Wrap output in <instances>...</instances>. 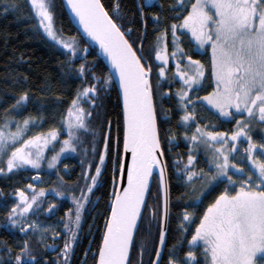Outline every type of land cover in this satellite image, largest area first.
Returning a JSON list of instances; mask_svg holds the SVG:
<instances>
[{
	"label": "snow or ice",
	"instance_id": "1",
	"mask_svg": "<svg viewBox=\"0 0 264 264\" xmlns=\"http://www.w3.org/2000/svg\"><path fill=\"white\" fill-rule=\"evenodd\" d=\"M29 3L38 20L39 28L49 39L74 54V41L62 39L54 29L52 0H29ZM177 3L183 5V0H177ZM67 5L78 18L84 32L99 43L119 75L123 92L124 149L131 154V163L120 164L122 172L126 169L127 186L114 192L111 215L106 221L103 242L99 248L98 264H127L129 247L133 241L138 219L141 217V208L145 206V193L154 168H160V181L163 187L164 168L161 165V158L164 154L161 151L156 125L157 116L153 107V91L149 81L152 67L142 63L143 57L137 56L132 44L125 39L126 34L113 22L100 0H67ZM115 11H119L118 3ZM178 29L190 33L201 48L210 45L212 49L215 90L201 99L221 117H232L233 113L230 109H234L236 113L246 112L252 120L258 119L264 122V0H195L191 4V10L183 17V21L171 26L173 44L182 52L178 44ZM128 32H131V29ZM162 39L163 36L157 37L155 55L157 61H162V66L159 68L160 77L165 76V67L169 60L167 54L161 55L159 41ZM171 55L174 59L177 53L173 52ZM179 67L178 64L177 68ZM189 67L192 74H189V71H177L176 75L188 89H192L194 85H200L204 76V66L199 61L189 58ZM80 71L83 74V66ZM96 91L95 85L84 88L83 92L78 94V98L73 100L72 107L68 110V117L72 118L69 128L87 130L85 118L91 113H86L85 109L79 107V99L89 97L90 94L95 96ZM177 95L183 106V102L188 98V91L181 89ZM27 99V95H22L13 108H17ZM187 103H192L191 99H187ZM184 111L185 115L181 120L187 124L194 119V116L186 107ZM30 123L34 121L24 120L23 126H18L16 132L9 134L10 137L13 140L19 139ZM250 123L238 119L237 130L231 136L222 132H206L197 127L196 132L199 136L193 134L190 138L193 142L199 141L207 148L213 149L212 163L216 171L211 173V181L224 178L233 189L229 191L226 187L224 192L207 207L188 242L193 246L185 257L188 264L192 262L198 264L197 257L193 254V250L198 246H202L206 264H257L258 257L259 264H264V143L253 142L249 134ZM56 138V130H51L47 134L24 140L20 147H16L11 152L7 160V172L0 168V175H6L24 166L39 168V161L43 159V147ZM241 138L247 141L248 147L245 152L255 174L244 168H238L230 161L231 153L237 149L236 142ZM6 139L5 133L0 130V151L4 150ZM229 140L232 141L231 145ZM214 144L219 146L216 147ZM30 149H36L35 153ZM68 150L75 151V148L71 147L70 141L65 140L61 152ZM256 151L258 155H254ZM57 158L58 155L52 158V162L48 164L49 168L55 166L54 162ZM104 159V155H101V165ZM194 159L195 157L190 154L185 165V168L189 169L185 173L188 181H193L198 175L204 178L209 175L203 170L199 173L191 170ZM230 169L244 175L234 179ZM100 174L101 168L97 166L95 175L85 176V179L90 178L91 184L86 185L87 190L82 191L80 197L73 198L74 219L71 218V209L66 213L69 219L64 227L69 235L62 250L65 264L69 259L73 241L76 239V229L80 225L82 209ZM38 178L33 177V179ZM237 184H239L238 188ZM28 187L32 188V185ZM44 194L41 190L29 199L23 191L18 192L20 201L9 214L12 225L17 224L13 219L15 215H26L34 205H37L38 198ZM57 195L63 193L57 192ZM52 208H55V205H52L49 211ZM191 218V214L185 212L183 220L190 221ZM29 227L37 229L38 226L31 224ZM21 231L26 230L21 228ZM164 242L165 230L161 228L160 245ZM23 254V257L21 255L15 257V264H22L23 258L35 260V257L28 255L27 243ZM160 255V248H157L156 260L152 264H158ZM169 264H184V261L169 260Z\"/></svg>",
	"mask_w": 264,
	"mask_h": 264
},
{
	"label": "trees",
	"instance_id": "2",
	"mask_svg": "<svg viewBox=\"0 0 264 264\" xmlns=\"http://www.w3.org/2000/svg\"><path fill=\"white\" fill-rule=\"evenodd\" d=\"M139 1L141 5L142 0ZM101 2L112 20L126 34L130 44H132L131 40L142 37L143 54L153 44L157 48V37L163 36V39L159 41V48L168 55L169 60L165 67V76L158 75V80L162 84L160 87L161 96L158 93L155 94L154 91L153 99L161 149L167 167L170 213L166 248L160 264H169V260L184 261V264H188L185 257L193 247L188 242L204 212L216 197L224 192L226 187L229 191L233 189V186L228 185L224 178L211 181L213 169L206 160L205 150L199 141L193 142L190 139L191 136L198 134L197 127L206 132H222L231 136L238 127L236 121L240 119L251 122L249 134L254 143L260 144L264 143V122L258 119L252 120L247 113H236L235 111L230 119L222 118L201 99L212 90L210 51L201 52L197 49L191 35L182 29L177 30V36L179 37V48L183 51H178L173 44L174 37L171 31V26L181 23L183 17L188 14L191 4L194 3L193 0H183V5L178 4L177 0H161L160 7H152L143 11V18H141L136 0H101ZM117 3L119 4L118 12L115 11ZM52 4L54 29L58 36L79 38L83 44L84 39L70 21L61 0H52ZM129 29H131V37L127 32ZM173 52L177 53L174 59L171 55ZM189 58L199 61L204 66L205 78L199 85V89L189 90L192 92L188 99H191L192 103L183 102V106L194 116V119L185 124L181 120L185 111L177 95L180 84L174 75V69L178 64L180 67H184L186 62H189ZM82 65H84L85 71L87 70V74L83 73L85 75L80 71ZM89 73L92 75L95 73L101 77L109 76L108 69L95 48H90L84 61L74 60L67 50L49 39L39 28L38 20L35 18L29 0H0V125L7 120H13L15 123L23 122L26 119L34 121L27 126L28 131L23 138L48 133L51 130H56L58 134L64 133L68 110L72 107L73 100H76L78 94L88 86L91 75ZM154 78L155 74L151 79L153 88ZM95 86L100 99L97 102L98 105L93 107L95 118L91 117V123L103 125L104 128L109 125L110 137L107 142V163L102 174L104 194L99 203L89 212L82 227V234L86 241L94 232L96 235L94 243L100 238L98 236L100 226H103L108 216L109 201L107 196L113 178L117 177L123 145V116L115 85L111 80L110 88L106 91L100 85L99 87ZM22 95H27L28 99L17 108H13ZM155 97L160 100V110ZM79 102H81L80 99ZM79 107H81L80 104ZM81 108L88 113V106ZM236 143L237 149L230 156L231 163L255 174L245 152L248 147L247 141L241 138ZM190 154L195 157L191 170L197 173L201 170L204 173H209L206 178L198 175L193 178V181L187 182L185 173L189 169L185 168V165H187ZM254 155H258V151L254 152ZM64 165L69 169H75L73 178L76 177L77 165L75 162L64 159L61 163L62 168ZM114 166L116 167L115 172ZM0 168L7 172V166L0 165ZM62 168L60 173L64 180H67ZM230 174L234 179L244 175L235 173L231 169ZM43 178L46 180V184L42 187L49 188L52 184L51 176L45 173ZM28 180L26 173L20 169L0 175L1 264H6L3 261H9L12 254H15V257L21 255L25 243H27L28 255H35V260L22 262L54 264L52 260L54 252L40 253L34 247L44 245V242L47 245L50 239L58 236L56 233L61 232L59 230L60 221H63L67 205L52 217H48L45 213L42 218H31L32 224H37V229L30 227L29 231H12L3 224L5 217L13 209V204L7 205L6 203L12 199L14 203L18 192L26 189ZM236 187L238 188L239 184ZM152 188V192L157 193L159 190L155 181H153ZM154 202L156 203V201ZM185 212L191 214L190 221L183 220ZM144 220L143 216L134 238L130 261L136 251H141L145 262H147L153 251L149 246L155 242L157 228L153 220ZM27 224L29 225L28 222ZM200 249L193 250V254L197 257L198 264H206L200 254ZM82 256L79 253V258ZM76 262L77 260L74 264ZM192 264H197V262H192Z\"/></svg>",
	"mask_w": 264,
	"mask_h": 264
},
{
	"label": "rangeland",
	"instance_id": "3",
	"mask_svg": "<svg viewBox=\"0 0 264 264\" xmlns=\"http://www.w3.org/2000/svg\"><path fill=\"white\" fill-rule=\"evenodd\" d=\"M193 1L195 2V0H193ZM190 10H191V7H190ZM141 18H143V14H142ZM184 31H186V30H184ZM127 32H128V30H127ZM128 35H130V37H131L132 36L131 32H128ZM80 36L84 39L83 44L81 43L79 38H70V37H66L63 35L60 37L66 41H74L73 47L75 48V53L73 54L72 52L68 51L67 49H65V50H67V52L71 55V57L74 60L84 61L85 56L89 53L90 48L93 46L88 41H86V39L82 35H80ZM142 41H143L142 37L131 40L132 45L134 46L133 48L136 51V53L138 52L139 46H141L140 47L141 56L145 60V61H143V63L146 66L152 67V72L150 73L151 74L150 82H151L152 77L155 74L154 88H153L152 82H151L152 91H153V93L155 91V94L158 93V95L161 96V88L160 87H162V84L158 80V78H159L158 75H159V68L161 66L162 61H157L155 59L157 48L154 46V44L152 45V47H148V49H146L145 53L143 54L144 50H143V46H142L143 45ZM195 43H196V41H195ZM196 48L199 49L201 52L204 51L203 48H207L210 51V53H209L210 58H211V72H210L211 78L210 79H211L212 90H210L209 93L205 95V96H208L215 90V81H214V78L212 75V49H211L210 45H205L203 48H201L197 43H196ZM165 54L166 53L161 50V55H165ZM82 66L84 67V65H82ZM191 67H194V66H191ZM177 71H189V74H192V72L190 71L189 62H186V65L184 67H179V69L177 68V65L175 66L174 75L180 84L179 89L180 90L184 89L185 91H188V96L190 95V93L192 92L193 89H199V85H194L192 90L189 91L190 89H188L187 86L183 84V81L180 80L179 76L176 75ZM83 73L87 74V70L85 71V69H84ZM85 74H83V75H85ZM89 74H91L89 76L90 82H89L88 86H86L85 88L91 87L93 85H98V87L100 85L101 88H105V91L110 88V84H111V80H112L110 75L109 76L105 75L104 77H101L95 73H93V75H92V73H89ZM204 78H205V72H204V76L201 78V83L203 82ZM105 81H107V82L105 83ZM157 81H159V82L157 83ZM97 91H98V89H97ZM97 91H96L95 96H91V94H90L89 97H86V98L80 97V101H81V102H79L80 106L81 107L82 106L83 107L88 106L89 109L87 110V112L91 113L90 116H87L85 118V124H86L87 130L81 129V128H75V127L69 128V123L72 122V118L67 117V124H66V128H65L64 133H62V134L57 133V138L55 140H50V143H48L47 146L43 147V159H41L39 161L40 167L39 168H32L30 166H24L22 168H19L20 170H23L29 178V180H28L29 183L26 184V189L23 191L25 193V195L27 197H29V199L31 198V196L33 194H38L41 190L44 191V193H45L44 196H40L37 200L38 206L34 205L33 209L30 210L24 216H20L19 214L15 215L13 217V219H15L17 221V224L15 226H13L11 221L9 220V214L11 212L5 217V220L3 222L4 226L7 227L8 229L12 230V231H21V228L25 229L26 231H29L30 230L29 225L32 224L31 218H33V219L42 218L45 213L48 217H52L62 207L67 205L68 208L66 209V212L64 213L63 221L60 224L61 225V227H60V229H61L60 235L61 236H57L55 239H50V242L47 244V246L53 247L56 244V243H54V240H58V241L60 240L62 242V245H61L59 250L56 251L53 248L54 254L52 256L53 257L52 260H53L54 264H65L64 257L62 255V250L64 248L66 238L69 235V233L66 231V229L64 227L65 222L68 221V219H69V217L66 216V213H69V210L71 209L72 210L71 218L74 219L75 204L73 203V198L80 197L82 195V191L87 190L86 185L91 184V180H90V178L85 179V176L87 175L90 177L91 175H95V169L97 166H99L101 168V174L97 178L96 185L93 187L92 192L88 194V200L84 204V207L82 209L80 225L76 229V239L73 241L72 250L69 253V259L67 260L66 264H74V260L76 259L77 255L84 251V248H81V245L84 242V235L82 234V227H83L84 221L86 220L89 212H91L92 207L96 206L99 203L101 197L104 194V192L102 191V186L104 185L103 180H102V174L104 171V167L107 163V147H106V145H107V142L109 141V137H110V127H109V125H107L104 128L103 125L99 126L98 124L91 123V121H92L91 117L95 116V112H93V110H94L93 107H96L98 105L97 102L100 99V97L97 94ZM102 98H103V96H102ZM155 98H156V102H157V105H158L159 110H160V106H161L160 100L158 97H155ZM187 99L188 98H186L185 102L187 101ZM204 102L209 108H211V106L208 105L206 101H204ZM182 107H185V106H182ZM211 110H213L214 112L219 114L215 109L211 108ZM230 111L234 115L235 110L230 109ZM96 113H97V111H96ZM222 118H225V117H222ZM225 119H230V118H225ZM92 124H94V125H92ZM18 126L22 127L23 122L19 123V121H17L15 123L13 120H7L2 125H0V130H2L5 133V136L7 138L5 145H4V150L0 151V165L7 166V160L10 157L11 152L14 151L16 147H20L24 140L31 139L32 137L37 136V135L47 134V133L35 134L32 137L23 138L28 131L26 128L23 131V134L20 136L19 139L13 140L9 134L16 132ZM70 132H71V135H70ZM216 133H220V132H216ZM196 135L199 136V133ZM65 140L70 141V145H71V147L75 148V151L68 150V151L61 152V148L64 147V141ZM42 143H43V141H41V144ZM231 144H232V141L229 140V145H231ZM200 145L205 150V155L207 157L206 160L211 165V167L213 169V173H214L216 171V169L214 168V165L212 163L213 149L207 148L202 143H200ZM214 146L218 147L219 144H214ZM30 151L35 153L36 149H30ZM233 153L234 152H232L231 155ZM57 155H58V158L54 162L55 166L53 168H49L48 164L50 162H52V158L54 156H57ZM101 155H104V157H105L104 163L102 165L100 164V156ZM64 159H69V160H72L75 162V164L77 165L76 166L77 167L76 177L73 178V174H72L75 169H69L68 166H66V165H64V167L62 168L61 163ZM250 165H251V163H250ZM179 167L182 168L181 166H179ZM61 168L63 169V171H64V169H66L67 170L66 175L68 176V178H73V179L64 180L62 178V176L60 175ZM251 168H252V166H251ZM118 170H117V177H114L113 181H117V179H118ZM252 170L255 172V170L253 168H252ZM45 173L49 174L52 178V180H51L52 184L49 188H43L42 187L46 184V180L43 178V175ZM33 177H39V178L33 179ZM153 181H155V183L158 185L156 176L153 177ZM33 182H35V183L33 184ZM187 182H188V179H187ZM28 185H32V188H29ZM152 190H153V188L150 189V192H149L150 196H148L149 199H147L148 205L147 206L145 205L141 220L144 216L145 217L144 221H146L147 219H150V221L153 220L155 225H156L157 229H156V234H155V242H154V244L151 243L149 246L153 249V251L151 252L150 257H149L147 262H145V257L142 256V252L136 251L132 255L131 261L129 259L128 264H152L153 259H154V255H155V252H156V249L158 246L159 235H160L161 198H160L159 190H157V193L152 192ZM115 191H116V187H113L111 185L109 194L107 196V199L109 201L108 202V210H109L108 216H107V219H105L103 226H100V230H99V237L101 239L100 246L102 244L103 235H104V232L106 230V221L108 220V217L111 213V203H112V200L114 199V192ZM57 192H61V193H63V195H57ZM15 198L16 199H14V203H13V199H12L11 201H8L6 204L10 205V203H11V204H13L12 208L16 207L20 201V198H19V196L15 197ZM154 201H156V203ZM52 205H55V208H52V210L49 211V208ZM27 222L29 223V225L27 224ZM168 224H169V220H168ZM94 238H95V236L92 235V237L90 236L89 239L92 240ZM133 243H134V240H133ZM199 248H201L200 254H201L203 260L205 261L202 246H198L194 250L197 251V249H199ZM84 254H88V251H85ZM8 255H10V254H8ZM23 255L24 254L22 253L21 256L23 257ZM29 256L35 257V255H32V254H30ZM27 260H29V259H26V258L22 259V261H27ZM9 261L5 260L3 262H5L6 264H15V254L11 255ZM96 262H97V256L95 258H91V256L88 254L85 256V258L79 264H96ZM205 263H206V261H205ZM0 264H1V259H0ZM22 264H29V263L22 262ZM257 264H259V257L257 260Z\"/></svg>",
	"mask_w": 264,
	"mask_h": 264
},
{
	"label": "water",
	"instance_id": "4",
	"mask_svg": "<svg viewBox=\"0 0 264 264\" xmlns=\"http://www.w3.org/2000/svg\"><path fill=\"white\" fill-rule=\"evenodd\" d=\"M61 2L63 4V6H64L65 12L67 13V15H68L70 21L72 22V24L74 25V27L86 39V41H88L97 50V52L100 55L103 63L107 67L108 73H109V75H110V77H111V79H112V81H113V83L115 85V88H116V90L118 92V95H119V98H120L121 109H122V116H123V146H122V154H121L120 164L121 163H125L126 165L130 164L131 163V154L129 152H126L125 149H124V100H123V92H122V89L120 87L119 75L116 73L115 69L112 67L108 57L105 55L103 50L100 48L99 43H97L95 40H93L91 37H89L84 32L83 27L80 25L78 18L74 15V13H72L70 7H68L67 0H61ZM100 3L103 6L101 0H100ZM103 8H104V6H103ZM104 10H105V8H104ZM143 35H144V33H143ZM125 39H127L126 36H125ZM140 47L141 46H139L138 52H137V56L138 57H142L141 56V52H140ZM133 50H134V48H133ZM143 61H145V60L142 59V63H143ZM150 76H151V74H149V81H150ZM150 85H151V82H150ZM153 107H154V100H153ZM156 125H157V121H156ZM157 130H158V128H157ZM161 151H162V149H161ZM120 164H119V168H118L119 169L118 170V179H117V181H113L112 182L113 183L112 186L116 187V191L120 190L121 187H126L127 186L126 169H125L124 172H122L121 169H120ZM161 165L164 168L163 187L161 186V181H160V168L157 167V168L153 169V174H152V176L149 177V187H148V190L145 193V205H146V202H147V199H148V196H149V192H150V189H151V186H152V183H153V177L156 176L157 182H158L159 194H160V198H161L160 231H161V228H163L165 230V242H164L163 245H160V235H159V242H158L157 248H160L161 255H160L158 264L161 263V260L163 258V254H164V251H165V248H166V239H167V233H168V220H169V213H170V210H169L170 209L169 183H168L167 167H166V164H165L164 156L161 158ZM115 171H116V167L114 166V172ZM144 208H145V206H142V208H141V217H142ZM110 215H111V213H110ZM110 215H109V217H110ZM109 217H108V219H109ZM141 217L138 219L137 227L134 230L133 240H134L135 235L137 233V230H138V227H139V224H140V221H141ZM102 242H103V239H102ZM132 245H133V241H132V243H131V245L129 247V257H128L127 264L129 263ZM98 258H99V254L97 255L96 264H98ZM154 260H156V252H155L153 261Z\"/></svg>",
	"mask_w": 264,
	"mask_h": 264
},
{
	"label": "bare ground",
	"instance_id": "5",
	"mask_svg": "<svg viewBox=\"0 0 264 264\" xmlns=\"http://www.w3.org/2000/svg\"><path fill=\"white\" fill-rule=\"evenodd\" d=\"M140 13H141V16L143 14V12L139 9ZM154 109H155V106H154ZM123 146V145H122ZM66 172L67 170L64 169L63 171V174L65 175L66 178H68V176L66 175ZM73 174V173H72ZM61 175V173H60ZM62 176V175H61ZM64 179V177H62ZM72 178H68L67 180H71ZM61 230V229H59ZM59 234H61V232H58ZM58 236H61V235H58ZM96 236V235H94ZM99 236V235H98ZM92 237V236H91ZM55 239V238H54ZM99 240V241H98ZM97 242L94 243V239H88L86 241V238H84V242L83 244L81 245V248H84V251L81 253V255H98L99 254V248H100V243H101V239L98 238ZM86 241V243H85ZM58 242V243H57ZM54 243H56L53 247H49L45 244V242L43 243L44 245H36L34 247V249L37 251V252H40V253H45V252H54L53 248L57 251L60 249L61 245H62V242L59 240H54ZM133 246V245H132ZM89 247V248H88ZM132 250V249H131ZM85 251H88V254H84Z\"/></svg>",
	"mask_w": 264,
	"mask_h": 264
},
{
	"label": "flooded vegetation",
	"instance_id": "6",
	"mask_svg": "<svg viewBox=\"0 0 264 264\" xmlns=\"http://www.w3.org/2000/svg\"><path fill=\"white\" fill-rule=\"evenodd\" d=\"M136 3H137V6H138V9L140 8V10L143 12L145 11L146 9H149V8H152V7H160L161 6V0H142L141 1V5H140V1L136 0ZM142 7V8H141ZM148 11V10H147ZM140 12V11H139ZM204 51H209V49H206V48H203ZM73 179V178H72ZM95 206L92 207L91 211L94 209ZM62 223V221H60V224ZM92 235L94 236V232L92 233ZM91 235V236H92ZM99 235V234H98ZM86 255H83L81 258H79V254L77 255L76 259L74 260V263L75 261L77 260L76 264H79L84 258H85ZM93 257H96L97 255H92Z\"/></svg>",
	"mask_w": 264,
	"mask_h": 264
}]
</instances>
